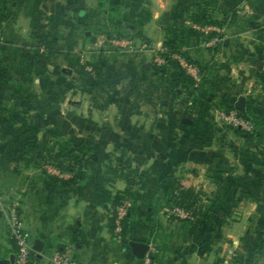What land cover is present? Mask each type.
Returning <instances> with one entry per match:
<instances>
[{"label":"crops","instance_id":"obj_1","mask_svg":"<svg viewBox=\"0 0 264 264\" xmlns=\"http://www.w3.org/2000/svg\"><path fill=\"white\" fill-rule=\"evenodd\" d=\"M132 1L146 3L149 18L141 21V11L132 9V23H123L133 38L131 47L101 62L120 89L102 90L108 80L95 91L66 52L37 74L29 72L23 56L36 22L50 33L66 31L71 45L65 50L85 45L87 21L79 17L86 11L78 12L88 8L85 0H0V260L15 252L2 206L16 200L32 247L35 240L43 243L40 254L34 251L40 264L65 247L78 264H141L129 247L132 241L154 247L155 264H264V89L258 83L264 82V65L254 54L260 48L264 56V42L257 37L264 30V0ZM203 2L224 4L233 21L223 28L232 36L247 33L245 25L254 36L248 48L233 38L216 52L202 51L200 44L181 47L201 68L198 94L208 93L204 100L219 109L217 114L244 97L251 141L222 125L218 142L209 134L195 137L200 125L176 103L180 86L172 74L151 73L156 52L181 30L178 18L190 17ZM95 16L91 12L84 18L93 24ZM143 40L149 43L139 47L137 41ZM54 41L56 48L60 42ZM224 62L232 64L226 71L238 70L239 76L224 72ZM9 66L13 73L6 72ZM159 80L174 87V96L165 91V105L163 99L155 105L148 96L147 84ZM203 130L209 133L208 127ZM63 142L85 161L71 173L83 178L68 187L51 183L42 172L45 163L39 167L28 160ZM63 161L71 163L68 156ZM179 181L206 195L200 229L166 212L174 206L171 197ZM121 192L132 208L125 220L127 235L116 238L107 228L106 201Z\"/></svg>","mask_w":264,"mask_h":264},{"label":"rangeland","instance_id":"obj_2","mask_svg":"<svg viewBox=\"0 0 264 264\" xmlns=\"http://www.w3.org/2000/svg\"><path fill=\"white\" fill-rule=\"evenodd\" d=\"M85 1H86V5L88 8H85V7L83 8L81 6L78 9V12L81 9L83 11H86L84 13V15L79 17L82 19H86L85 21H87L86 29L84 30L87 33V36H86L87 43L85 45L83 44V46H81V47L79 46L78 48H75V50H73V51L65 50V49H67V46L70 47V45H71V44H69L70 40H69V36L66 33V31H60L57 33H50L48 30L44 29L52 37L57 38V43L60 42L59 44H57V46H55L56 48H53V44H54L53 43L51 45L50 49L47 52H45V53H47V55H49V59H51V61H52L53 57H56V56L58 57V56H60V54L63 55V54L68 53L67 57L71 58L73 60V62H75L77 67L80 69L79 73H80L81 77L83 78V82H85L84 78H85V75L87 72H85L83 67L79 64V56L82 55L85 59H87L89 61L88 62L86 60L87 63L92 67V71H93L92 73H88L89 76H91L93 78L94 72L96 70H98V71L102 72V74L105 77L108 78V73H107V71L104 72V70L102 69L101 62L110 61L111 58L113 60H115V55L118 54L116 52L124 51V49L108 45L107 42L101 43V41L110 40V39H113L114 37L117 39H126V40L132 41L133 38H132L131 34L129 33V28L124 27L123 23L124 22L132 23V21H129V18H131L132 20L134 18L133 14H130L132 9H133L134 13L141 11V14H142L143 10L147 9L146 3L141 2V4H140V2L138 3V2H134L132 0H98L97 6L95 5L97 0H85ZM84 5H85V2H84ZM197 7H199L200 9L203 8L202 10L207 11V14L211 15L210 17H212V19L215 21L216 24L200 25V24L192 22L190 17L178 18L179 24L182 25L181 30L177 35H175V37L173 36L169 40L175 41V43L179 44L180 51H182L181 47L185 46L186 44L187 45L188 44H195V45L200 44L199 46L202 49V51H207V53H208V52H212V51L216 52V50H218L220 48L221 44L226 39L233 38V40H232L233 43H238V42L244 43L245 48H248V46H249L248 43H249V41H251V39L253 41H255L254 36L248 32V28H249L248 25H245V28L247 29L246 30L247 33H242V34L237 33V34H234L235 37L232 36L233 34H230L229 29L225 30L223 28V26H227V24L230 26V24H232V21H233V18L229 15L228 12H226L228 9H226L224 4H221V6H220L219 3L203 2V3H198ZM91 12L95 13V15H96L94 18L93 24L90 23L87 18H84L85 14H90ZM218 12L220 13L219 16L217 15ZM223 12H226V14H222ZM223 15L227 16V18L223 19L222 18ZM76 17L78 18V15ZM36 25L40 26L43 24H41V22H36ZM206 27H216L217 29H219V31L218 32H215V31H212V32L211 31H205L204 32V31H202V29H205ZM216 37L219 38V41L215 44H212L213 42H211V41ZM257 37H258L259 41L264 42V30H261L260 34H258ZM169 40H167V41H169ZM137 42H138V44H140L139 47H141L144 44L149 43V42H145L144 40L143 41H137ZM209 43H211V44H209ZM87 47H89V48H87ZM35 49H36L35 43H31L29 47L23 49L24 53H25L23 56H25V58L28 59V65L27 66H28L29 72H33L34 74H37L38 73L37 70L39 71L40 69L32 61V58H33L32 55H33V51ZM107 50L113 51V53H108ZM252 51H254V50L252 49ZM254 52H255L254 54H256L258 56V61L264 65V56L262 53L263 51L260 48H257V50H255ZM87 54H93V57L90 58V56H89V58L88 57L86 58ZM19 55H20L19 50H17V53L15 54V56L19 57ZM155 55H156V57L161 58L164 61H166L165 56H167V58H169V60L176 61L177 64L179 65V67L181 68V70L186 74V72L183 70L180 63L177 60L172 58L173 55H178V54L169 53V50L167 49V47L164 46V50L162 49V52H156ZM188 57H189V55H188ZM154 58H155V56L152 58V60ZM181 58H183L187 63L193 65V67L196 68V70L198 71L199 76H200L201 68L198 66V64L194 60H192L189 57V62H188V60L185 59L184 57H181ZM227 63L228 62H224L223 64H221L224 72L229 73V71H230L231 75H234L235 77H236V75L239 76L240 71H238V70L230 69L229 71H226L229 69L230 65L232 66V64L228 65ZM152 64H153V62H152ZM163 66H165V62L161 66H154V67H163ZM233 67L236 68L238 66L233 65ZM128 68H129L128 66L124 67V71H125V69L127 70ZM6 72L7 73H13L14 71L9 66L6 69ZM252 73L254 75L257 74L255 65L252 68ZM107 80H110L108 85H110L112 83L111 84V87H112V85L114 83L113 79L110 77ZM114 80H115V78H114ZM168 82H169V80H159L158 82L151 81L149 83L147 82L148 84L146 87H148L147 91L149 93L148 94V96L150 98L149 100L152 103L155 102V105H158L162 99H163V104L165 103L164 100H166L168 98V97L166 98L164 96L166 93L165 91L169 90V96L173 95L174 87L169 86ZM201 83H202L201 77L199 78V81H197V82L193 81V86L191 87V89L189 91H183L182 94H180V97L176 98L177 99L176 103H179L181 108H184V111L187 112L185 114L186 117H188L189 119H194V116H193L194 114L187 111V107H190V106H187V104H185V102H183V101H188L190 103L191 101L195 100L196 102H198L200 105L195 107V108H197V110L199 109L198 120H199V122H201V124H200V130L201 131L198 132V130H197L195 137H200L201 133H203L204 136L209 134V136H210V137H208L209 139H211L212 141L218 142V140H220V139L217 136L216 132L219 129V125L220 126L222 125L223 128H228L230 130L235 129V128H232L228 125H225L223 122L219 121L218 115L220 113H228V112L234 111L235 109L230 108L228 111L221 110L222 112L217 114V111L219 109H217L216 107H212L210 105H207V106L203 105L204 96L208 95V93L205 92L204 94H201V95L198 94L199 90H200L199 87H200ZM258 83L264 89V82L261 81ZM108 85L106 87H104L102 90H104V91H119V89H120V86L118 83L117 84L114 83V86L112 88L109 87ZM122 85H124V87L125 86L127 87V84L125 82H123ZM160 90H161V92H160L161 95H159V94L156 95V91H160ZM172 90H173V92H172ZM158 96H159V98H158ZM139 97L141 98V95H138V98ZM137 100L139 101V99H137ZM141 100H144V99H141ZM238 114H239V112H238ZM202 123L205 124L206 126L207 125L209 126V127L207 126L209 129V133L204 132L206 129L203 130L204 126H202ZM2 132L4 134V131H2ZM9 132L10 131H6V133H9ZM49 151H50V155L52 157L56 158V154L58 153V148L53 146L52 148L49 149ZM75 156H77V155H75ZM71 163H73V162L71 161ZM47 165L53 166V167H55V165L52 162H50V163L43 164V166H42V172H44V174L46 176L52 177V176H49L46 173V171L44 170V166H47Z\"/></svg>","mask_w":264,"mask_h":264},{"label":"trees","instance_id":"obj_3","mask_svg":"<svg viewBox=\"0 0 264 264\" xmlns=\"http://www.w3.org/2000/svg\"><path fill=\"white\" fill-rule=\"evenodd\" d=\"M203 9V8H202ZM200 8L196 9L190 16V19L192 22L200 24V25H211L216 24L215 21L210 17L211 15L207 14V11L202 10ZM143 14V15H142ZM142 18L141 21H145L149 18L148 15V9H145L142 11ZM31 43H35L36 49L33 51V63L38 66L41 69H46L49 65L52 64L51 59H49V55H47V52L51 45L54 43V37H52L47 31H45L42 27L37 26L36 24L31 26V31L29 34ZM164 46L167 47L169 50V53L172 54H178L181 57H184L189 62V57L185 52L180 51L179 44L175 43V41L169 40L164 43ZM44 48L43 52H40L41 48ZM1 49V48H0ZM165 66L163 67H152L151 73L154 76L157 77H164V75L172 74V77L176 81V84L180 86V91H175V94H182L183 91H189L191 87L193 86V80L190 76L186 75L176 61L169 60L167 56H165ZM102 67V66H101ZM108 78L105 77L102 72L96 70L94 72V77L86 73L85 75V83L86 85L91 89L98 91L103 88V86L108 83ZM185 104H187V111L194 114V119H191L193 124L200 125L201 122L198 120L199 116V109L197 110V106L200 104L198 102L191 101L190 103L188 101H183ZM203 105H208L207 101H203ZM239 115L243 117L244 119L248 120L245 113H240ZM201 120V119H200ZM197 121V122H196ZM202 126L207 127L205 124L202 123ZM209 127V126H208ZM233 133L240 138H243L245 141H251L254 137V135L242 131L240 129H233ZM58 146V153L56 154V158L52 157L50 155L49 150H43L40 152H36V154H33L28 160L29 163H34L37 166H41L43 163H50L52 162L55 167L58 169L68 172V173H74L75 170L80 171L81 170V161L84 163L85 161L83 158L75 156L74 154L75 150L71 148V145L68 142H63L57 144ZM61 153H64L62 156ZM261 155H264V152L260 153ZM39 155V156H38ZM69 157L70 161H75V163H69L68 161H63L64 157ZM78 163V164H77ZM77 164V165H76ZM82 176H80L81 178ZM78 179L76 176H73L70 179L63 180L56 177H49L51 183L54 185H59L63 187L73 186L76 182H78L81 179ZM83 178V177H82ZM206 195L200 191L195 190L191 187H183L181 181L175 183L173 187V195L171 197V201L174 206L180 207L186 211L192 212L195 220H194V226L196 229H200L204 222L202 221V207L203 203L202 198H205ZM124 198H128L127 194L125 192L116 193L111 198L107 195V201H110V216L107 218V228L109 233L114 236V219H115V207L120 203V201ZM126 220V219H125ZM125 220L122 222V231L121 235L124 237L127 235V226L125 224ZM12 242V241H11ZM13 244V243H12Z\"/></svg>","mask_w":264,"mask_h":264},{"label":"built area","instance_id":"obj_4","mask_svg":"<svg viewBox=\"0 0 264 264\" xmlns=\"http://www.w3.org/2000/svg\"><path fill=\"white\" fill-rule=\"evenodd\" d=\"M202 31H215L218 32L219 29L216 27H206ZM219 41V38H214L211 42L215 44ZM107 42L108 45L115 46L121 49H129L132 45L131 40L126 39H117L113 38L110 40L101 41V43ZM2 43V36L0 35V44ZM211 44V43H209ZM44 48L40 49V52H43ZM173 59L177 60L182 66L183 70L188 76H190L193 81H199V73L193 65L187 63L181 56L173 55ZM164 60L158 57L153 59L154 66H161L164 64ZM79 64L83 67L84 71L87 73H92V67L87 63L86 59L80 55ZM218 120L223 122L225 125H228L235 129H240L245 132H251L252 126L249 121L241 117L236 110L228 113H220L218 115ZM44 170L49 176L56 177L59 179L67 180L72 178V174L64 172L57 167L53 166H44ZM20 204L18 201L13 200L8 204L2 206V214L6 220L8 227L9 238L12 241L15 252H14V262L13 264H40L37 261L36 253L32 248V242L30 241L28 235L24 232L20 215H19ZM132 208V202L129 198H124L120 203L115 207V219H114V236L116 238H121L122 231V222L127 218L130 209ZM169 216H173L180 220H187L193 222L195 220L192 212L186 211L180 207L172 206L167 211ZM155 254L156 250L152 246H148L144 256L140 259L141 264H155ZM46 264H78V262L72 258L70 250L68 247H65L61 250L54 251L51 256L47 259ZM219 264H227L223 261Z\"/></svg>","mask_w":264,"mask_h":264},{"label":"water","instance_id":"obj_5","mask_svg":"<svg viewBox=\"0 0 264 264\" xmlns=\"http://www.w3.org/2000/svg\"><path fill=\"white\" fill-rule=\"evenodd\" d=\"M234 109L240 113L245 112V99L244 97H239L234 104ZM187 122V121H184ZM43 243L40 240H35L33 243V250L37 253L40 254L42 251ZM129 247L133 253V255L138 258L142 259L144 256L148 246L145 243L142 242H136L132 241L129 243ZM14 262V255H11L8 259L0 260V264H13Z\"/></svg>","mask_w":264,"mask_h":264}]
</instances>
